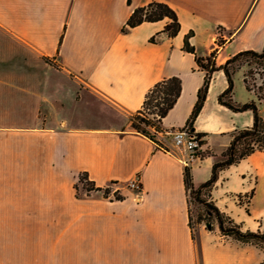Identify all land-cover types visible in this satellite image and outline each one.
I'll return each instance as SVG.
<instances>
[{"label": "crops", "instance_id": "0c3cea01", "mask_svg": "<svg viewBox=\"0 0 264 264\" xmlns=\"http://www.w3.org/2000/svg\"><path fill=\"white\" fill-rule=\"evenodd\" d=\"M152 0H0V264H258L252 245L219 238L204 226L192 238L184 165L158 148V136L132 128L157 81L177 76L181 92L161 119L163 132L184 127L205 72L195 56L217 46L215 65L264 45V0H158L177 14L122 31L132 10ZM194 53L183 49L188 33ZM154 38L151 41L150 38ZM227 87L212 73L192 127L201 154L189 165L195 186L223 159L231 133L251 126L217 96ZM243 87V89H242ZM239 75L233 98H252ZM264 124V105L260 106ZM165 139L169 136L165 134ZM80 173L94 188L76 190ZM138 174L141 189L126 188ZM237 182L233 188L230 183ZM210 200L229 216L228 201L253 194L245 229L264 227V151L219 171ZM226 201L221 204L220 199ZM231 217V216H230ZM246 225V226H245Z\"/></svg>", "mask_w": 264, "mask_h": 264}, {"label": "trees", "instance_id": "16d2710c", "mask_svg": "<svg viewBox=\"0 0 264 264\" xmlns=\"http://www.w3.org/2000/svg\"><path fill=\"white\" fill-rule=\"evenodd\" d=\"M162 19H167L163 32L168 37L175 36L180 29L177 14L167 3L158 0H152L145 5L134 8L122 31L126 32L144 21ZM191 35L192 33L190 32L184 36L183 49L194 53V47L189 42ZM150 40L154 41L155 39L152 37ZM220 45L221 41L218 40L216 48L208 56H195L198 67L205 74L203 83L197 91V98L188 117L187 124L193 130L192 124L202 108L211 75L216 70H222L227 81L226 89L217 96L218 103L234 112L250 110L253 114V122L251 126L235 129L231 133L230 143L222 153L223 159L212 165L210 177L205 182L195 186L192 181L190 168L184 167L183 184L188 196V203L194 201L201 206L197 210L195 220H193L188 209V226L192 238L195 239V226L197 224L200 225L202 221L214 223L220 236L226 237L229 241L240 245H252L257 248L263 255V259L258 264H264V227L256 230L244 229L240 223H236L221 212L210 200V193L218 178L219 171L238 163L254 151H264V124L260 115V106L264 105V45L260 51L253 49L238 51L231 55L222 65L216 66L214 55ZM237 72L241 73L245 89L253 96L245 103H238L233 98L234 75ZM180 92L181 80L177 76L163 78L155 82L146 92L142 107L130 117L132 128L154 140V135L150 133L148 127L158 128L161 119L173 107ZM197 136L201 139V135L197 134ZM78 181H85L88 190L94 188L85 173L79 174ZM75 188H77V184ZM252 194L253 191H250L248 195H236L235 198H238L239 202L244 200L247 206Z\"/></svg>", "mask_w": 264, "mask_h": 264}, {"label": "built area", "instance_id": "2783aa9c", "mask_svg": "<svg viewBox=\"0 0 264 264\" xmlns=\"http://www.w3.org/2000/svg\"><path fill=\"white\" fill-rule=\"evenodd\" d=\"M148 130L154 135V139L158 136L161 137V143H157L158 148L174 154L184 167H189L190 164L199 158L201 154V139L189 128L188 124L178 129H172L171 132L169 131L166 133H163L156 127H148ZM165 134L169 136V139H165ZM126 188L135 192L141 189L140 177L138 174L134 175V177L127 182ZM93 189L102 191L107 197H114L115 193L118 191V189L111 184L99 188H91L89 190L85 188L86 191Z\"/></svg>", "mask_w": 264, "mask_h": 264}, {"label": "rangeland", "instance_id": "374dc122", "mask_svg": "<svg viewBox=\"0 0 264 264\" xmlns=\"http://www.w3.org/2000/svg\"><path fill=\"white\" fill-rule=\"evenodd\" d=\"M244 69V68H243ZM236 75H239V77L242 79V76H241V73L240 72H237L235 75H234V77L236 76ZM242 89H243V87H242ZM206 180H208V179H206ZM205 180V181H206ZM236 184H237V182H231L230 183V185L233 187V188H235L236 187ZM86 184H85V182H80V181H78V183H77V188H76V190H85V188H86ZM87 189V188H86ZM213 189V188H212ZM216 190H212V194L213 195H216ZM115 196V195H114ZM236 199V201L241 205V206H236L235 205V202H233V201H231V200H229L228 201V203H229V208L227 209L228 210V214H229V217L231 218V219H233L235 222L237 221H244L245 222V224H253V222L250 220V218H249V215H250V208H249V206L247 205L246 206V203L244 202V200H242V202H239V200H238V198H235ZM224 201H226V199L225 198H222V199H220V201L219 202H221V204H223V202ZM200 207L201 206H199L198 204H196L194 201H190L189 203H188V209H189V213L191 214V216H192V218H193V220H195L196 219V215H197V210H199L200 209ZM246 209H247V211H246ZM200 225L201 226H204V228L207 230V233L209 234V233H213V231H214V229H215V225H214V223H208V222H206V221H202L201 223H200ZM200 225H196L195 227H196V231H197V229L200 227ZM246 226V225H245ZM245 229H247L246 227H245ZM196 231H195V234H196ZM218 234H219V232H218ZM221 240H224V241H227L228 239L226 238V237H222V236H219V238H218V240L216 239V241H221Z\"/></svg>", "mask_w": 264, "mask_h": 264}]
</instances>
